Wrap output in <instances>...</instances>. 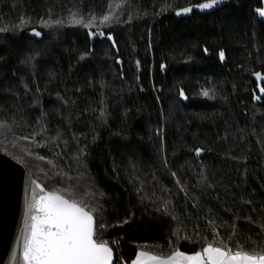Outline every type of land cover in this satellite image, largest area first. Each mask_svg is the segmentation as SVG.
Wrapping results in <instances>:
<instances>
[{
	"label": "trees",
	"instance_id": "trees-1",
	"mask_svg": "<svg viewBox=\"0 0 264 264\" xmlns=\"http://www.w3.org/2000/svg\"><path fill=\"white\" fill-rule=\"evenodd\" d=\"M201 2L0 0V152L49 191L92 193L85 202L103 208L94 215L107 225L131 215L100 236L114 264H131L138 250L190 254L206 243L264 250V98L254 103L252 75L264 74V18L253 11L259 0L175 13ZM110 4L122 21L117 52L105 38L91 46L72 18ZM33 28L42 36L26 34Z\"/></svg>",
	"mask_w": 264,
	"mask_h": 264
},
{
	"label": "snow or ice",
	"instance_id": "snow-or-ice-1",
	"mask_svg": "<svg viewBox=\"0 0 264 264\" xmlns=\"http://www.w3.org/2000/svg\"><path fill=\"white\" fill-rule=\"evenodd\" d=\"M221 3L222 0H204V2L195 5L180 7L175 10V13L180 16L191 13L193 8L209 10ZM259 3L260 6L255 7L253 11L259 17L264 18V0H259ZM121 7V4H115V8ZM72 18L76 25L89 29L90 37L105 38L111 42L113 47L116 46L113 29L122 21L120 15L113 11V5L110 4L108 11L99 16L90 13V19L87 21L83 16L76 19L75 13L72 14ZM132 20L133 16L129 14L128 20L123 23H130ZM41 23L43 27L50 28L59 26L61 21L56 20L50 24L48 21L41 20ZM93 26L96 27L95 31L91 30ZM105 28L108 29L107 33L104 31ZM0 31H5V29H0ZM32 33L37 37L42 36V33L35 28L32 29ZM203 51L206 55L209 54L207 47ZM218 57L220 61L225 60L224 49L219 50ZM81 59H84V56H81ZM34 60V56H29L23 63L32 64ZM136 63L139 66L140 62L136 61ZM160 68L164 70L166 65L161 64ZM252 75L256 77L257 81L264 80V74L261 72L256 71ZM259 91L264 93V87H260ZM179 95L181 98L187 99L183 89L180 90ZM200 95L207 99H216V90L215 88H202ZM254 98L261 99L260 96ZM34 103H39V101ZM100 115H104L103 109H101ZM157 133H160L159 129ZM52 139L55 140L56 137ZM194 151L199 156L204 149L197 147ZM40 159L45 158L40 157ZM163 165L167 167V159L163 160ZM171 176L175 177L176 173L171 172ZM134 179L139 180L138 177ZM204 180L206 177L201 174L199 182ZM31 183L34 187L31 190L30 198L25 202L24 219L18 237L21 243L23 264H114L113 248L108 241L100 239V236L104 234L103 230L107 227L128 225L132 220L131 215L116 225H107L94 215V213L103 212V208L99 205L93 207L91 203L85 202L84 196L87 195L91 198L92 193L80 194L78 198L74 187H65L63 192L46 191L36 181H31ZM140 183L141 187L137 188L136 192L143 200V182ZM176 183L180 185L181 182L177 180ZM180 191H184L187 195L182 185ZM193 206L195 207V205ZM162 210L165 213L169 212L167 203L164 204ZM157 211H161V209H157ZM183 239L188 240L189 237L185 235ZM131 264H264V250L247 251L239 247L233 250L223 242L220 245L206 243L200 250L190 254L181 251L180 248L171 250L166 256L138 250Z\"/></svg>",
	"mask_w": 264,
	"mask_h": 264
},
{
	"label": "water",
	"instance_id": "water-1",
	"mask_svg": "<svg viewBox=\"0 0 264 264\" xmlns=\"http://www.w3.org/2000/svg\"><path fill=\"white\" fill-rule=\"evenodd\" d=\"M88 33L89 31H87V35ZM26 34L34 37L32 29L28 30ZM88 37L91 46L96 39H103L101 37L92 38L89 35ZM113 49L117 52V46ZM219 62L223 64L225 60H219ZM118 64L121 65L120 61ZM253 78L257 82L258 96L262 99L264 93H260L259 88L262 87L264 80L257 81L255 76ZM181 100L186 103L188 98H181ZM259 101L255 99L254 103ZM31 181H36L44 187L21 164L0 152V264H23L21 243L18 237L24 219L25 202L30 198L31 190L34 187ZM45 190L49 191L46 188Z\"/></svg>",
	"mask_w": 264,
	"mask_h": 264
},
{
	"label": "flooded vegetation",
	"instance_id": "flooded-vegetation-1",
	"mask_svg": "<svg viewBox=\"0 0 264 264\" xmlns=\"http://www.w3.org/2000/svg\"><path fill=\"white\" fill-rule=\"evenodd\" d=\"M258 96V91H257V82L255 81V91L253 92V98ZM255 100V98H254Z\"/></svg>",
	"mask_w": 264,
	"mask_h": 264
},
{
	"label": "crops",
	"instance_id": "crops-1",
	"mask_svg": "<svg viewBox=\"0 0 264 264\" xmlns=\"http://www.w3.org/2000/svg\"><path fill=\"white\" fill-rule=\"evenodd\" d=\"M136 256V255H135ZM134 259H135V257H134Z\"/></svg>",
	"mask_w": 264,
	"mask_h": 264
}]
</instances>
